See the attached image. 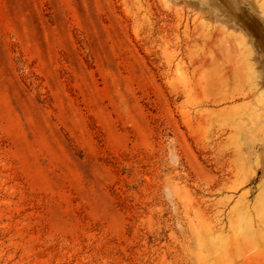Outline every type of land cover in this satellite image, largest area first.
<instances>
[{"label":"rangeland","instance_id":"374dc122","mask_svg":"<svg viewBox=\"0 0 264 264\" xmlns=\"http://www.w3.org/2000/svg\"><path fill=\"white\" fill-rule=\"evenodd\" d=\"M0 264H264V0H0Z\"/></svg>","mask_w":264,"mask_h":264},{"label":"bare ground","instance_id":"6f19581e","mask_svg":"<svg viewBox=\"0 0 264 264\" xmlns=\"http://www.w3.org/2000/svg\"><path fill=\"white\" fill-rule=\"evenodd\" d=\"M249 27L253 30V32L255 33V35H257V37L261 38V28L258 27V25L254 24L253 22L249 23Z\"/></svg>","mask_w":264,"mask_h":264}]
</instances>
